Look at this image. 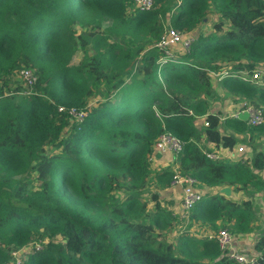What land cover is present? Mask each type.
<instances>
[{
  "label": "trees",
  "instance_id": "16d2710c",
  "mask_svg": "<svg viewBox=\"0 0 264 264\" xmlns=\"http://www.w3.org/2000/svg\"><path fill=\"white\" fill-rule=\"evenodd\" d=\"M102 21L108 26L97 35L75 33L91 24L99 32ZM167 27L192 41L162 62L152 44ZM92 37L96 52L73 64ZM257 68H264V0H153L145 11L133 0H0V264L35 239L43 247L21 264H239L205 235L157 240L156 227L179 217L160 200L172 170L150 167L157 137L172 133L183 142L178 170L208 190L187 221L250 232L251 198L264 185V151L252 144L264 123L221 118L212 81L264 116V87L240 77ZM22 69L36 76L30 87L2 84ZM70 109L85 116L78 121ZM238 143L250 155L230 162L203 153ZM150 172L154 191H146ZM225 186L245 198L220 193ZM253 241L264 264V231Z\"/></svg>",
  "mask_w": 264,
  "mask_h": 264
},
{
  "label": "built area",
  "instance_id": "2783aa9c",
  "mask_svg": "<svg viewBox=\"0 0 264 264\" xmlns=\"http://www.w3.org/2000/svg\"><path fill=\"white\" fill-rule=\"evenodd\" d=\"M133 5L137 10L145 11L153 8V0H133ZM191 41L192 38L189 34H186L185 32L172 27H167L165 28L160 38L156 40L152 44V46L163 53V56L160 58V60L164 62L168 58L172 57L174 52H187L190 47ZM212 75L219 79L227 74L226 71H222L220 73H213ZM20 76L24 81V84L29 87L34 83L36 79V76L32 73L31 69H22L20 71ZM240 77L244 81L253 80L261 87H264V68L254 69L251 74L249 72L247 73L245 71H242ZM58 109L62 110V107H59ZM68 112L78 121L82 120V118L85 116V111H83V109H70ZM243 112L248 113V116L246 118V123L248 125L258 126L264 123V116L261 110L253 107L246 101L241 102V107L239 108V110L232 113L231 116L238 117V114ZM204 117L205 116L199 117L200 121L198 123L203 122V124L206 125L207 123L204 121ZM182 146L183 142L180 141L175 135L170 132H163L157 137L154 143V153L167 155L173 159L174 166L171 168L172 175L169 181L168 188L178 194L179 204L176 206L174 211L178 214L180 219H185L186 216L188 217L189 212L198 202L203 199L204 196L199 192V190L201 189L195 188V180L189 175H183L178 170L177 160ZM217 150H203V153L206 157L212 160H219V152L221 151L220 149ZM223 152L226 155H231L232 153H234L236 155L234 157L238 160L239 158H241V155L245 154L246 149L243 145H239L233 148V152L232 150H224ZM153 158L154 157L152 155L150 159L153 160ZM205 236L208 239H214L218 243L220 251L225 255L227 259L231 261L239 264H258V261L261 259V255L256 253L252 249V247L249 248L246 252L238 251L237 247L234 246L233 235L225 228H219L214 232L205 234ZM29 244L14 250L11 253L13 260L9 264H21V259H23L24 255L30 252L31 249L39 250L42 248L39 242H35L33 246L30 247V249L28 248ZM19 251H22L23 253L18 254Z\"/></svg>",
  "mask_w": 264,
  "mask_h": 264
},
{
  "label": "rangeland",
  "instance_id": "374dc122",
  "mask_svg": "<svg viewBox=\"0 0 264 264\" xmlns=\"http://www.w3.org/2000/svg\"><path fill=\"white\" fill-rule=\"evenodd\" d=\"M213 17H215V16H213ZM210 18H211V15H210ZM210 23L208 22L207 25H209ZM95 25L96 24L89 25L88 29H84V28L76 26L75 27V33L79 34L82 31H85L87 34L89 32H91L94 35H97L100 32H102V30H104L108 26V23L106 21L99 22V27H98L99 32H97L95 30V28H94ZM205 27H207V26L206 25L205 26L202 25L201 29L204 30ZM92 40H93V37L88 41L86 46L77 47L76 48V50L74 51L73 57H72V61H71L73 64L79 63L85 57L90 56L94 52H96L95 49L93 48L94 45H93ZM177 52H179V51H177ZM212 82H213V85L215 86V88H217V91H218V93L220 95L219 96L220 98L215 101L216 105L214 106V111H217L220 114V117L222 118V117L228 115L231 112L229 110V106L234 104V102H232V99H231V97L229 95H227L224 91H222V89H220V88H218L216 86V81L213 80ZM2 84H5L6 87H9L10 89H13V88H15L17 86L21 87V84H24V81L22 80L20 74L18 75V72H17V73H14L12 75L11 74L4 75V77L2 79ZM25 87L27 88V90H29V88L27 86H25ZM91 101H92V99L90 100V102ZM232 109H234V108H232ZM239 145H243L245 147V149L248 151L246 157L248 155H250L249 146L247 144L238 143L236 146H239ZM252 145L255 146L256 150L258 149L260 151H264V133H254V142H253ZM49 148L50 147H47V149H49ZM51 149H49L47 151H50ZM232 152H233V149H232ZM219 154H220V159H229L230 162H232V161H234L236 159L234 157V156H236L234 153H232L231 155H226L222 151V152H219ZM165 159L168 160V158H165ZM170 160L173 161L172 158H170ZM173 166H174L173 163H171L168 167L171 169ZM157 167H161V166L157 165V163H155V162H152V166L150 168L155 170V168H157ZM163 168H166V167H161L159 169H163ZM150 173L151 174H150V178L149 179L151 180L152 183L149 181V183L151 185H149V187L146 188V191H154V189L152 187V184L154 183V176H153L152 172H150ZM28 177H29V179H31L30 185L34 186V184L32 182L31 175H28ZM261 178H262V180H264V177H261ZM199 192H200L201 195L204 196L205 194L208 193V190H202L201 189V190H199ZM219 192H220V190H219ZM237 196H238L237 194L231 193L227 197H235V199H243V198H245L243 196V194H239V197H237ZM145 197H148V195H145ZM162 198L165 199V201L162 202L161 205H163V207L167 206V208L170 209L171 213H172L175 210L176 203L172 199L165 198L164 195H162V197L160 198L161 201H162ZM168 202H170V203H168ZM202 202H203V200L198 202L194 206L193 209H195L198 206H200L202 204ZM251 202H252V206H253L252 210L254 211V214H255V216H254L255 219H254V221L252 223L251 231L246 233V234H239L237 236H233L234 237L233 238L234 246L237 247V250L240 251V252H246V251H248L249 248H251L250 244L249 243L244 244L243 240L245 241V239H250V238L255 240L260 235V233H262L264 231V185H263L262 190H259V191H257L254 194V196L251 198ZM149 207H151V206H149ZM170 210H168V211H170ZM172 215L175 216L173 213H172ZM185 219H186V221L185 220H181V219L177 218L176 216L173 217V218L166 217L165 218V222L163 224H160L158 227H156L157 240L160 241L162 244H167V242H169L171 245H176L178 243V237L181 234H186V235H188V236H190L192 238H200V237L204 236L205 234H207L209 232H214L212 230H208L207 227L204 226V225L193 224L191 222H188L187 221V219H188L187 216L185 217ZM242 235H243V237L245 239L242 238ZM239 239H243L242 242ZM35 242H37V243L39 242L41 244V246L43 247L44 242L42 240H40V239H35L28 245V248L30 249V247H32ZM239 243L242 244V247H240ZM177 252L178 251L176 250L175 253H177ZM21 253H23V252L19 251L18 254H21ZM12 260H13V258H12V255H11V258H10L8 264L11 263Z\"/></svg>",
  "mask_w": 264,
  "mask_h": 264
},
{
  "label": "crops",
  "instance_id": "0c3cea01",
  "mask_svg": "<svg viewBox=\"0 0 264 264\" xmlns=\"http://www.w3.org/2000/svg\"><path fill=\"white\" fill-rule=\"evenodd\" d=\"M232 108H234V109H232ZM239 108H240V106L238 104L237 105L235 103L232 104L231 106H229V110L231 111L230 113L232 114L234 112H237L239 110ZM165 158H168V160H166ZM154 162L157 163V165H159L161 167H166V166L168 167L171 163H173V161L170 160L169 156L161 155L159 153L156 154ZM260 176L264 177V169L260 172ZM166 191H168L169 193L168 192L166 194L164 193L165 197L168 198V199H172L176 203V206H177L179 204V202H178L179 201L178 194L175 193L174 191L170 190L169 188ZM242 238L245 239L243 237V235H242ZM243 239H239V240H241V242H242ZM243 242H244V244L249 243L250 246L252 247V244H253L254 241H253V239L250 238V239H245V241L243 240ZM239 245H240V247H242L241 243H239Z\"/></svg>",
  "mask_w": 264,
  "mask_h": 264
},
{
  "label": "water",
  "instance_id": "95a60500",
  "mask_svg": "<svg viewBox=\"0 0 264 264\" xmlns=\"http://www.w3.org/2000/svg\"><path fill=\"white\" fill-rule=\"evenodd\" d=\"M248 116L247 112L239 113L238 117L242 120H246ZM220 193L224 194L225 196H229L231 194L230 188L225 186L220 189Z\"/></svg>",
  "mask_w": 264,
  "mask_h": 264
}]
</instances>
